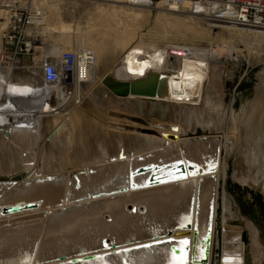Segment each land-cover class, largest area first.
Segmentation results:
<instances>
[{"label":"bare ground","instance_id":"obj_1","mask_svg":"<svg viewBox=\"0 0 264 264\" xmlns=\"http://www.w3.org/2000/svg\"><path fill=\"white\" fill-rule=\"evenodd\" d=\"M124 4L134 18L145 10L183 16L178 27L202 35L203 25L220 46L196 57L187 49L125 36L116 43L124 49L121 58L100 76L103 48L88 40L91 51L74 50L83 55L85 72L71 76L70 87L38 83L36 67L0 70V264H264L259 230L232 212L226 194L232 152V178L264 193V68L252 100L235 120L228 112L224 133L213 132L221 129L218 108L200 115L211 64H222L234 50L221 57L222 36L243 37L260 48L264 31L206 23L161 3L155 9ZM35 10L43 24L42 11ZM62 51L52 47L46 58ZM138 80L158 91L116 93ZM129 99L166 109L170 122L109 121L107 110H120ZM27 204L35 207L4 212ZM187 222L191 229H181ZM206 234L209 255L203 263L204 246L198 245Z\"/></svg>","mask_w":264,"mask_h":264},{"label":"rangeland","instance_id":"obj_2","mask_svg":"<svg viewBox=\"0 0 264 264\" xmlns=\"http://www.w3.org/2000/svg\"><path fill=\"white\" fill-rule=\"evenodd\" d=\"M118 2H122V4L115 3L114 0L30 1L34 10L38 9L43 13L44 22L39 29L42 36L40 54L21 57L17 67H0V70H3L4 74L7 71L9 73L22 69L32 71L34 61L43 56H50L49 52L52 47H59L67 51L84 48L91 51L92 48L86 45L88 40L101 42L103 60L99 65L101 67L100 76L121 58L124 49L117 48L116 43L125 36L130 37L133 41L140 40L144 43H159L178 49H187L196 57H205L211 50L220 46L213 41L214 37L210 39L209 32L206 31L207 27L197 22L195 23L196 26L201 25L202 31H204L202 35L197 34L196 31L195 33L178 27L176 21H185L183 16L162 15L158 10H145L141 12L139 18H134L131 14L133 8H128L129 6L124 4V0H118ZM3 16V10L0 9V49L1 33L6 29ZM227 37V35H223L222 43L219 42L221 43V57L224 59L227 57L228 48L232 47L234 50L230 51L231 56L222 64H211L210 82L204 94L205 104L200 108L201 116L211 114L214 109L216 111V108H218L219 113H222L221 129L213 131L219 133L215 134L216 136L225 132L228 112H232L235 120L241 110L252 100L259 84L258 75L264 68V52L260 51L264 50V43L260 48H256L246 38ZM35 71L38 72V70ZM190 75L194 74L191 73ZM37 78L38 83H40L39 77ZM71 89H68L69 93L72 92ZM50 105L52 109L57 107L55 98L50 101ZM119 109L110 107L107 110L109 121H130V119L136 118L163 125L170 122L169 112L164 108L154 106L152 103L145 104L129 99L120 102ZM88 110L86 108V113L91 117L90 110ZM226 142L227 146L223 145V148L228 151L230 148L229 139ZM232 155L229 156L228 163L231 169L226 183V194L231 203L232 212L239 213L242 219L253 223L259 230L264 244V193L259 188L241 185L232 178L231 173L235 159L234 156L231 157Z\"/></svg>","mask_w":264,"mask_h":264},{"label":"built area","instance_id":"obj_3","mask_svg":"<svg viewBox=\"0 0 264 264\" xmlns=\"http://www.w3.org/2000/svg\"><path fill=\"white\" fill-rule=\"evenodd\" d=\"M132 5L156 8L159 3L169 10L180 9L206 23L222 22L264 31V0H127ZM201 2V7L197 5ZM6 29L1 33L0 67H17L21 57L40 54L41 14L28 0H0ZM33 29V32L31 30ZM31 32V33H30ZM83 55L62 51L56 57H40L32 67L39 71L42 85L71 86V76H84ZM69 84V85H67Z\"/></svg>","mask_w":264,"mask_h":264},{"label":"water","instance_id":"obj_4","mask_svg":"<svg viewBox=\"0 0 264 264\" xmlns=\"http://www.w3.org/2000/svg\"><path fill=\"white\" fill-rule=\"evenodd\" d=\"M158 88L157 85H155L154 83L148 82L146 80H138V81H133L130 82L128 86H126L124 89L120 90V91H116V93H121L123 95L129 93L131 95L135 94V95H140V94H148V93H154L157 92ZM145 170L143 168L138 169L139 173H143ZM181 172H184V168L181 167L180 168ZM34 204H27L25 205L23 208H20L18 206H13L10 207L9 209H4V212L6 213H15V212H19L22 209H32L34 208ZM176 229H178V227H176ZM181 229H186L187 231L191 229V223H186L184 226H181ZM172 232L171 229L167 230V233L170 234ZM197 236H198V232L196 229L193 230V236H192V240H191V261L194 262V256H195V247H196V243H197ZM209 234H206L204 239H201L199 241V245L198 247L201 248V246H204V250H203V258L200 260L203 263H207V259H208V255H209ZM186 243V242H185ZM204 243V244H203ZM189 247V244L186 245V248ZM173 253L175 255H179L180 250L176 247H172L171 248Z\"/></svg>","mask_w":264,"mask_h":264}]
</instances>
